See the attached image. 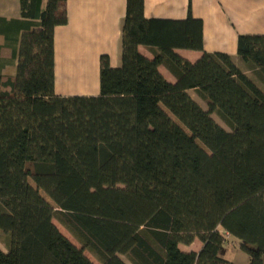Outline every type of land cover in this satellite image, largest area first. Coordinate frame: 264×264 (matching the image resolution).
I'll return each instance as SVG.
<instances>
[{"label": "trees", "instance_id": "16d2710c", "mask_svg": "<svg viewBox=\"0 0 264 264\" xmlns=\"http://www.w3.org/2000/svg\"><path fill=\"white\" fill-rule=\"evenodd\" d=\"M144 11L128 0L123 64L101 57V93L62 96L55 29L68 0H21L15 68L0 63V229L11 236L0 264H95L86 251L101 264H237L228 236L264 264V34L240 35L238 59L192 63L175 50H204L203 20ZM197 239L199 251L182 249Z\"/></svg>", "mask_w": 264, "mask_h": 264}, {"label": "crops", "instance_id": "0c3cea01", "mask_svg": "<svg viewBox=\"0 0 264 264\" xmlns=\"http://www.w3.org/2000/svg\"><path fill=\"white\" fill-rule=\"evenodd\" d=\"M127 3L128 0H68L69 21L55 29L57 94L97 96L101 93V57L107 55L114 68L122 66ZM144 13L148 19L184 20L192 15L203 20L204 50H175L192 63L204 52H223L238 59L240 35L264 34V0H145ZM22 19L21 0H0L3 73L15 68L16 60H10L8 53L10 48L19 46L22 30L15 34L14 29ZM139 50L146 57L155 58L151 48L141 45ZM159 70L168 81L176 83L177 77L167 65L161 64ZM191 93L201 102L195 91ZM92 261L101 264L93 258Z\"/></svg>", "mask_w": 264, "mask_h": 264}, {"label": "rangeland", "instance_id": "374dc122", "mask_svg": "<svg viewBox=\"0 0 264 264\" xmlns=\"http://www.w3.org/2000/svg\"><path fill=\"white\" fill-rule=\"evenodd\" d=\"M215 118H217V120L220 123H222V120H220V118L217 115ZM200 144L203 146L202 143H200ZM31 183L34 185L33 182H31ZM42 194L50 201V198L48 196H46L44 193H42ZM50 202H52V201H50ZM52 204H54V202H52ZM54 222L57 224V226L60 228V230L66 236H68L78 246H81L80 243L76 240V238L69 232V230L67 228H65L57 219H55ZM8 237L11 239V236L8 233H6L2 229H0V247L1 248H3V249L8 248V244H9V238ZM181 247L184 250L199 251L202 247V242L199 239H197L191 245H181ZM86 254L89 257H91V259L93 258L94 260H96V262H98V260L95 259V257L91 253L86 251ZM224 257L226 259L232 261V262L237 263V264H249V255L241 249L240 241L233 236L227 237V240L225 243Z\"/></svg>", "mask_w": 264, "mask_h": 264}]
</instances>
